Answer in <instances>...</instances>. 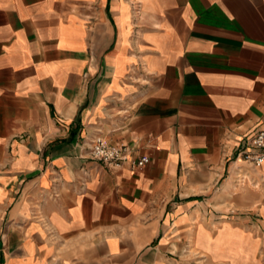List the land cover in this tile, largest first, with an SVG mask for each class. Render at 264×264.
<instances>
[{
  "label": "crops",
  "instance_id": "1",
  "mask_svg": "<svg viewBox=\"0 0 264 264\" xmlns=\"http://www.w3.org/2000/svg\"><path fill=\"white\" fill-rule=\"evenodd\" d=\"M259 130L264 0H0V264H264Z\"/></svg>",
  "mask_w": 264,
  "mask_h": 264
},
{
  "label": "built area",
  "instance_id": "2",
  "mask_svg": "<svg viewBox=\"0 0 264 264\" xmlns=\"http://www.w3.org/2000/svg\"><path fill=\"white\" fill-rule=\"evenodd\" d=\"M93 160L109 168L122 167L129 164L132 171L146 167L148 157L133 158L132 148L124 143L110 144L102 138H97L90 149ZM244 159L257 167L264 166V130L256 132L253 138L247 141V147L242 151Z\"/></svg>",
  "mask_w": 264,
  "mask_h": 264
}]
</instances>
